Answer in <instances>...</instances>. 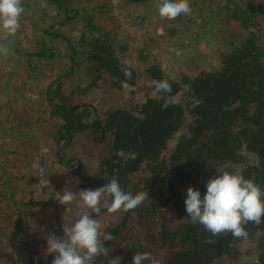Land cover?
<instances>
[{"label": "trees", "instance_id": "16d2710c", "mask_svg": "<svg viewBox=\"0 0 264 264\" xmlns=\"http://www.w3.org/2000/svg\"><path fill=\"white\" fill-rule=\"evenodd\" d=\"M43 4L52 9V18L36 34L37 47L25 49L20 60L36 74L33 71L36 66L54 56L51 40L61 38L68 45L71 63L46 87L48 109L33 102L29 119L18 128L17 134L22 138L33 137L34 127L26 128L36 124L41 135H48L46 139L52 145L55 161L72 177L71 188L76 190L72 192L95 190L115 177L125 191L148 192L149 197L134 210L118 211L122 214L118 221L101 224L102 234L110 233L115 239L104 241L109 253L96 257L93 264H107L112 256H120V264H131L134 253L145 251L158 264H213L224 255H234L244 238L233 237L230 232L214 236L202 225L193 224L184 201L190 186L203 196L206 182L219 175L216 168L239 171L264 191V45L257 42L256 36L249 35L222 51L220 64L214 69L170 79L161 62L150 57L146 46L137 48V64L128 62H132L134 48L129 42L116 39L114 20L105 14L108 3L93 2L85 12L83 0H43ZM244 12L264 20V0H248ZM79 16L82 28L77 42L82 45L81 50L59 32L63 24L68 26L71 20V25L77 23ZM79 62L88 63L98 75L103 74L114 90H124L122 81L127 80L135 88L128 95H136L138 85L145 92L130 108L114 107L102 115L94 104L75 101L64 89V79ZM126 62L131 65V79L120 71ZM153 79L167 81L171 91L154 95L150 83ZM186 85L190 90H186ZM193 93L203 100L195 108L189 100ZM176 96L185 102L164 107L166 100ZM4 114L11 116L8 121L13 120L15 125L23 118L19 109L11 105ZM184 123L185 129L180 132ZM43 124L47 126L45 129L41 127ZM80 135L104 141L92 165L86 166L82 158L70 153ZM120 149L137 152V159L125 163L116 156ZM49 202L50 199L30 196L26 201L20 199L7 212L11 220L7 223L8 247H0L3 264H52L54 254L43 253L34 245L27 250L23 248L28 240L23 218L31 217L42 223L41 208L44 210ZM106 210L101 208L99 215L86 211L99 220ZM78 217L79 214L66 223ZM245 228L246 239L257 240L258 262L264 264V218L259 225L249 223Z\"/></svg>", "mask_w": 264, "mask_h": 264}, {"label": "rangeland", "instance_id": "374dc122", "mask_svg": "<svg viewBox=\"0 0 264 264\" xmlns=\"http://www.w3.org/2000/svg\"><path fill=\"white\" fill-rule=\"evenodd\" d=\"M23 1L26 11L21 18L20 30L11 37L0 31V42L6 43L10 48L9 55L0 56V247H8L7 223L11 219H8L7 212L13 204H19L20 199L26 201L34 196L39 200L50 199V202L44 210L41 208L42 223L31 217L23 218L28 233V240L23 248L27 250L34 245L44 253L48 236L54 234L57 238L62 235L64 237L62 231L66 220L77 214L81 215L85 210L77 206V201L65 206L57 200L64 192L75 189L71 188L73 180L68 170L55 161L52 145L50 147L46 139L48 135H41L36 124L26 128L28 130L34 127L31 138H22L16 132L29 119L28 111L32 109L33 102L48 109L45 104L46 87L63 68H69L71 63L68 45L57 38L51 40L53 58L44 61L40 67L36 66L37 69L33 70L36 74L27 70L20 57L25 49L37 47L36 34L50 22L52 9L45 8L43 0ZM83 1L84 12L92 7L93 2L108 3V13L105 14L114 20L116 39L123 43L129 42L130 47L134 48L130 56L132 62L128 60L130 64L138 63L137 48L146 46L150 57L161 62L170 79H177L182 74L192 75L201 69H214L220 64L222 51L239 44L249 35L256 36L257 42L264 45V20L260 16L244 12L248 0H189L191 11L175 19L160 16V0ZM71 21L68 26H60L59 32L81 50L82 45L77 42V37L82 21L80 16L77 23L71 25ZM64 89L69 95L72 94L75 101L94 104L102 115L110 108H130L145 92L142 85H138L134 96L126 94L125 90H114L103 74L98 75L85 62H79L72 74L64 79ZM10 105L23 114L16 125L13 120L8 121L12 119L11 116L4 114ZM185 123L180 132L184 131ZM41 127L45 129L47 126L43 124ZM173 143L171 141L169 144ZM103 145L102 139L92 141L91 138L80 135L70 153L82 158L88 166L96 163ZM102 206L103 201L101 208L104 207ZM36 209L39 211L40 207L37 206ZM99 217L100 223L105 225L106 221H118L122 214H108L106 210ZM19 251L22 252L21 249ZM0 264L3 263L0 261ZM213 264H259L257 240L240 241L234 255H224Z\"/></svg>", "mask_w": 264, "mask_h": 264}, {"label": "clouds", "instance_id": "9594fccd", "mask_svg": "<svg viewBox=\"0 0 264 264\" xmlns=\"http://www.w3.org/2000/svg\"><path fill=\"white\" fill-rule=\"evenodd\" d=\"M158 10L161 17L175 19L189 13L191 8L189 0H160ZM25 11L23 0H0V31H3L6 36H15L21 28V18ZM9 54V46L0 42V56ZM131 70V65L127 62L120 67V71L124 72L128 79L132 77ZM150 83L154 86V95L171 91V85L167 81L153 79ZM122 88L126 94L135 91L134 86L127 80L122 81ZM185 88L190 90V86L186 85ZM189 100L194 108L203 103V100L194 93ZM182 102L185 101H182L179 96L171 97L166 100L164 107H167L169 103ZM116 156L127 163L130 159H137L138 153L120 149L116 152ZM117 162L119 161H114V163ZM216 170L219 175L211 177L206 182V192L203 196L198 189L191 186L187 188L184 201L187 216L193 224L202 225L214 236L230 232L233 237L246 239L248 232L245 225L249 223L259 225L264 218V191L252 179H246L239 171L228 172L221 168ZM148 198V192L133 194L125 191L115 177L95 190L84 189L78 193L64 192L57 199L60 204L68 206L77 201V206L85 211L70 225L63 224L62 239L54 234L48 236L46 252L54 254L52 264H93L96 257L108 255L109 250L105 247L104 241L115 238L110 233L102 234L100 221L94 219L86 211L87 209L99 215L103 201L108 214L120 210L127 212L138 208ZM121 259L120 256H112L107 264H120ZM145 262L158 264L148 251L134 253L131 264H145Z\"/></svg>", "mask_w": 264, "mask_h": 264}]
</instances>
